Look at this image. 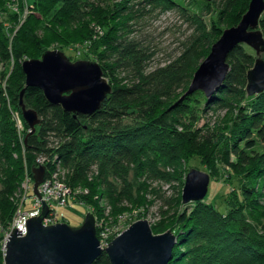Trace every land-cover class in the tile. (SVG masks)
I'll return each instance as SVG.
<instances>
[{"label":"trees","instance_id":"obj_1","mask_svg":"<svg viewBox=\"0 0 264 264\" xmlns=\"http://www.w3.org/2000/svg\"><path fill=\"white\" fill-rule=\"evenodd\" d=\"M134 1L137 0H126L118 9L117 21L110 28L113 38L105 40L104 46L121 55L122 63L135 67L138 74L135 81L129 85L116 83L110 64L99 62L112 84V92L96 112L77 116L61 105H52L40 88H26V107L37 110L41 116L34 133L25 121L29 127L25 135L29 175L33 177L37 152H57L70 170L68 183L73 187L86 186L92 167L97 166L99 174L95 182L104 194L111 187L110 177L122 181L132 164L138 165L140 180H171L170 172L160 170L159 166L176 169L186 149L204 143V148L208 147L202 155L206 167L213 169L216 163H222L230 169L239 179L242 198L238 196L232 201L226 213L203 200L193 202L190 212L178 213L174 225L177 243L169 264H264V232L259 231L255 209L264 195L258 188L260 180L264 188V91L247 94V73L255 62L248 45L238 44L231 50L227 58L230 70L224 83L212 96L205 97L210 108L235 111L227 133L205 134L200 128L194 130L192 104L200 103L196 96L203 93L186 95L195 71L222 35V26L239 24L251 0H201L197 9L212 15L209 24L198 11L190 10L196 35L174 61L150 72H146L148 58L144 50L130 39L129 23L144 16L148 5L161 4L172 9L180 4L174 0H146V6L135 10ZM259 28L264 33V13ZM2 49L3 59L9 60L7 46ZM21 75L23 89L26 75L22 67ZM4 102L0 82V109ZM127 116H133L136 122L125 124ZM50 137L57 139L58 148L48 145ZM121 196L120 200L127 199ZM97 230L99 234V225ZM4 256L0 242L2 264ZM93 264L111 263L103 252Z\"/></svg>","mask_w":264,"mask_h":264},{"label":"rangeland","instance_id":"obj_2","mask_svg":"<svg viewBox=\"0 0 264 264\" xmlns=\"http://www.w3.org/2000/svg\"><path fill=\"white\" fill-rule=\"evenodd\" d=\"M200 1L174 0L180 6L172 9L161 4L146 6V0L133 2L135 10L144 5L147 8L144 16L129 23L132 30L130 39L139 43L148 58L145 61V64L148 63L146 72L174 61L194 38L195 23L190 10L198 11L197 14L202 15L209 24L212 15L202 14L197 9L201 5ZM125 2L126 0H0V82L5 94V102L0 109V218L2 216L10 221L21 205L25 209L31 208L34 203L32 193L25 197V185L30 177L25 149V135L29 127L19 106L22 63L27 59H42L47 50H60L73 62L81 59L107 62L116 76V83L131 84L138 78L135 67L122 63L121 55L104 46L105 40L113 38L110 28L117 21L118 9ZM229 27L224 24L222 29ZM5 46L11 56L9 60L2 56V47ZM248 47L255 60L264 59V52L257 53L254 48ZM202 93L196 96L200 103L192 104V114L195 116L193 129L200 128L205 134L222 131L227 133L235 111L208 107L205 101L207 96ZM19 117L23 119L22 129L18 127ZM135 122L133 116L124 119L125 124ZM49 142L50 147L58 145L57 139L50 137ZM204 149V143L186 149L176 169L160 165V170L170 172L171 180H140L139 167L132 164L125 171L122 181L110 177L111 187L104 194L95 182L99 170L92 167L86 186L70 185L75 197L60 213L65 217L64 221L72 226L81 225L87 213L92 211L99 219L97 226L100 229L110 228L113 232L118 230L121 233L133 222L147 219L155 234L169 229L174 231L177 214L190 212L194 207L193 202H196H182L186 175L192 168L205 171L211 176L209 191L203 201L212 203L226 213L231 209L232 201L238 196L242 198L239 179L222 163L212 166L214 170L208 169L202 158L208 147ZM40 153L41 151L37 152L35 156ZM69 175L70 170L67 180ZM258 188L264 194L263 180H260ZM123 190L124 194H120ZM121 195L127 199L120 200ZM256 205L260 220L259 231L263 233L264 195Z\"/></svg>","mask_w":264,"mask_h":264},{"label":"water","instance_id":"obj_3","mask_svg":"<svg viewBox=\"0 0 264 264\" xmlns=\"http://www.w3.org/2000/svg\"><path fill=\"white\" fill-rule=\"evenodd\" d=\"M263 12L264 0H251L239 24L223 30L195 71L186 95L202 91L212 96L224 83L230 70L228 55L238 44H247L257 53L264 52V33L259 28ZM22 69L26 81L19 105L33 133L41 119L37 110L25 105L27 87L40 88L52 105H61L75 116L93 114L112 92V84L98 62L83 59L73 62L60 50H47L42 59H27ZM246 91L250 96L264 91V59H256L248 71ZM33 172L34 191L38 194L46 170L40 166ZM210 182L209 173L190 169L182 202L204 200ZM48 213V205L44 203L39 216L27 219L26 235L14 228L8 238L5 264H93L103 252L108 254L111 264H169L173 259L177 235L171 229L155 234L147 219L133 222L103 248L98 237L97 218L92 211L78 226L67 222L46 225L44 219Z\"/></svg>","mask_w":264,"mask_h":264},{"label":"built area","instance_id":"obj_4","mask_svg":"<svg viewBox=\"0 0 264 264\" xmlns=\"http://www.w3.org/2000/svg\"><path fill=\"white\" fill-rule=\"evenodd\" d=\"M18 127L19 129L23 128V119L21 117L18 119ZM56 148H58V146ZM33 164L32 175L34 174L33 169L44 166L46 170L45 177L43 182L38 186V194L35 193L33 188V177L30 176L27 180V184L25 185V197H28L27 194L32 193L34 203L31 208L24 209V205H21L15 216L8 223H5L2 218H0V242L4 255L6 253L8 238L14 228H18V231L22 230V235H26L28 232L27 219L33 216H39L43 212L44 203H46L49 208V213L44 219V224L51 225L65 222V217L61 215L60 210L70 205L71 200L75 197L73 195V189L66 179L69 169L64 166L57 152H41L40 155L36 157ZM93 167L97 171V166ZM25 197L23 204L26 203ZM81 203L84 204L83 201ZM117 231L118 230L113 232L110 228L100 229L98 237L103 248L107 247L114 237L120 234V231Z\"/></svg>","mask_w":264,"mask_h":264}]
</instances>
